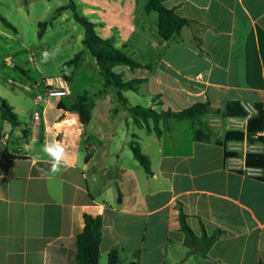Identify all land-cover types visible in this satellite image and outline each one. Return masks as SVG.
I'll use <instances>...</instances> for the list:
<instances>
[{
    "label": "crops",
    "instance_id": "crops-1",
    "mask_svg": "<svg viewBox=\"0 0 264 264\" xmlns=\"http://www.w3.org/2000/svg\"><path fill=\"white\" fill-rule=\"evenodd\" d=\"M163 1L195 22L170 40L159 35L158 14L146 13V0L77 4L92 16L99 36L113 38L141 64L114 68L124 81H143L140 91L124 92L129 106L177 112L197 103L214 110L230 102L264 105V0ZM80 51L76 74L61 71L54 84L68 90L65 98L38 104L31 91L37 81L27 71L23 89L32 93L35 108L24 96L5 99L20 125L5 121L0 152L20 158L0 156V264H46L52 246L73 252L86 214L103 219L99 264H108L115 248L120 264H264V181L260 169L245 167L248 152L264 154V131L263 143L229 142L228 150L239 155L228 159L223 146L196 141L190 121H162L158 137L153 122L135 125L116 91L104 87L94 57ZM88 91L95 106L84 130L78 114L59 104L69 107ZM203 120L214 139L247 125V119L239 126L243 118L214 113ZM57 141L65 146L67 165L42 174L38 169L51 166L42 148ZM132 142L150 159L151 174L135 159ZM180 206L198 236L202 226L209 235L222 232L208 258L186 259Z\"/></svg>",
    "mask_w": 264,
    "mask_h": 264
},
{
    "label": "trees",
    "instance_id": "trees-1",
    "mask_svg": "<svg viewBox=\"0 0 264 264\" xmlns=\"http://www.w3.org/2000/svg\"><path fill=\"white\" fill-rule=\"evenodd\" d=\"M146 13L158 14V33L164 40H170L180 35L182 29L193 25L195 22L176 14L174 9H169L164 5L163 0H146ZM70 11L76 23L82 26L84 36L82 44L89 53L94 57L96 68L99 75L104 80L105 88H113L116 91V99L118 103L128 111L137 126L145 125L149 127V123L153 122V131L158 137H161L162 130L160 123L177 121H190L194 123V139L196 141L215 143L221 145L225 149V159L238 157V153L228 150L229 142H248L249 144L263 143L261 133L264 131V105L255 104L256 115L250 116L238 102H230L223 110H214L208 103H197L182 111H157L152 107L129 106L128 100L124 95L126 91H140L143 83L142 80L124 81L123 76L114 71L117 66H128L131 69L141 67V64L134 61L128 55L120 51L115 45L113 38H103L98 35L96 25L89 20L87 16L82 14L79 6L71 1L68 5L57 9L56 15ZM2 24L17 33V28L12 25L5 17L0 15ZM48 28V23L39 24L38 37L42 38ZM82 59V51L62 64V72L72 68V75H75ZM18 69V68H17ZM25 76H29L24 69H18ZM69 79L68 76H65ZM59 106L68 112L77 113L79 120L85 130L90 124L94 102L92 100V92L88 91L79 95L75 102L69 107L62 104ZM0 112L2 119L10 123L13 127L20 125L17 114L5 99L0 102ZM221 115L224 118H243L247 119L246 130H229L221 137L214 139L210 134L204 117L208 114ZM131 148L135 159L140 163L146 173L151 174L150 159L142 152L140 146L136 142L131 143ZM0 156L7 158H20V156L10 154L7 150L0 152ZM88 154L86 160L89 161ZM245 167L248 169H260L262 175L259 177L264 181V154L258 152H248L245 155ZM85 226L82 233L75 239V249L73 252L63 247L52 246L47 256L46 264H99L100 261V245L103 237V219L102 217H93L86 214L84 216ZM180 223L181 231L184 234L183 245L187 248L188 253L186 259L191 256L206 259L213 245L218 241L221 231L209 235L204 226H202V234L198 236L188 224V216L184 213L180 206ZM108 264H120V250L115 248L108 254ZM131 264H137L136 262ZM183 264V262L181 263Z\"/></svg>",
    "mask_w": 264,
    "mask_h": 264
},
{
    "label": "rangeland",
    "instance_id": "rangeland-1",
    "mask_svg": "<svg viewBox=\"0 0 264 264\" xmlns=\"http://www.w3.org/2000/svg\"><path fill=\"white\" fill-rule=\"evenodd\" d=\"M71 1L79 4V0H32L26 7L22 0H0V15L18 30V34H14L0 21V102L2 99L13 102L15 97L24 96L29 106L35 108L32 93L23 89L29 83V76L18 69L30 71L31 77L39 83L54 85L61 76L62 63L86 48L82 44L84 30L74 21L71 12L54 16L58 8ZM140 3L145 4V0H140ZM152 15L157 16L156 13ZM87 17L93 22L92 16ZM43 22L48 23V28L39 38V24ZM44 51L50 54L47 62L42 61ZM79 80L86 84L85 76ZM244 122L243 119L239 126ZM7 125L0 112V134L8 133Z\"/></svg>",
    "mask_w": 264,
    "mask_h": 264
},
{
    "label": "clouds",
    "instance_id": "clouds-1",
    "mask_svg": "<svg viewBox=\"0 0 264 264\" xmlns=\"http://www.w3.org/2000/svg\"><path fill=\"white\" fill-rule=\"evenodd\" d=\"M50 57L49 52L44 51L42 53V61L47 62ZM42 151L50 157V168L45 170V169H38L42 174H52L55 175L59 172L62 171V168L67 165V153L65 146L57 141L53 143H45Z\"/></svg>",
    "mask_w": 264,
    "mask_h": 264
},
{
    "label": "built area",
    "instance_id": "built-area-1",
    "mask_svg": "<svg viewBox=\"0 0 264 264\" xmlns=\"http://www.w3.org/2000/svg\"><path fill=\"white\" fill-rule=\"evenodd\" d=\"M44 88L43 92H37L39 87ZM31 91L34 94L35 100L38 104H46L50 100H60L68 95V90L65 87H56L48 82H35L31 84ZM242 107L250 115L256 111L255 107L251 104H243ZM39 114L36 115V119H39Z\"/></svg>",
    "mask_w": 264,
    "mask_h": 264
}]
</instances>
